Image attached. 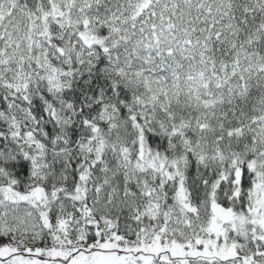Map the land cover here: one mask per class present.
<instances>
[{"label": "snow or ice", "instance_id": "6c2138e0", "mask_svg": "<svg viewBox=\"0 0 264 264\" xmlns=\"http://www.w3.org/2000/svg\"><path fill=\"white\" fill-rule=\"evenodd\" d=\"M0 264H264V0H0Z\"/></svg>", "mask_w": 264, "mask_h": 264}]
</instances>
